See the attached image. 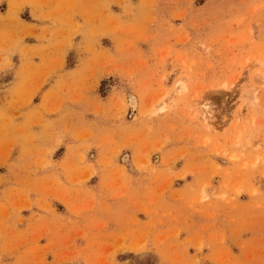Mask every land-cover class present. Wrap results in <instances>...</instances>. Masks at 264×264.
Segmentation results:
<instances>
[{
  "label": "rangeland",
  "instance_id": "374dc122",
  "mask_svg": "<svg viewBox=\"0 0 264 264\" xmlns=\"http://www.w3.org/2000/svg\"><path fill=\"white\" fill-rule=\"evenodd\" d=\"M87 3L0 54V264H264V0Z\"/></svg>",
  "mask_w": 264,
  "mask_h": 264
},
{
  "label": "crops",
  "instance_id": "0c3cea01",
  "mask_svg": "<svg viewBox=\"0 0 264 264\" xmlns=\"http://www.w3.org/2000/svg\"><path fill=\"white\" fill-rule=\"evenodd\" d=\"M91 6L87 0H0V54L4 47H15L14 43L20 48L48 47L50 33L66 31L61 20L69 21L75 12L76 21L85 28ZM42 37L47 40L42 41ZM35 64L37 69H46L37 60ZM7 73L8 77L13 75L11 70H0V80Z\"/></svg>",
  "mask_w": 264,
  "mask_h": 264
},
{
  "label": "bare ground",
  "instance_id": "6f19581e",
  "mask_svg": "<svg viewBox=\"0 0 264 264\" xmlns=\"http://www.w3.org/2000/svg\"><path fill=\"white\" fill-rule=\"evenodd\" d=\"M185 87V86H184ZM185 90H186V88H184ZM256 91V90H255ZM254 91V92H255ZM252 95H253V93H251ZM250 97V96H249ZM132 100V99H131ZM130 102V101H129ZM135 105H137L136 104V100L135 99H133L132 101H131V106H135ZM202 106L203 107H205V108H207V106L206 105H204V104H202ZM243 108V107H242ZM202 119H203V122H205V124L206 125H209V127H211V117H210V115H209V110H204L203 111V113H202ZM239 141V140H238Z\"/></svg>",
  "mask_w": 264,
  "mask_h": 264
}]
</instances>
